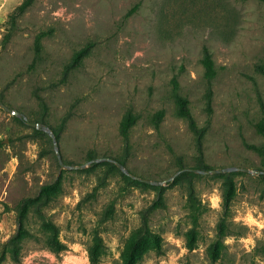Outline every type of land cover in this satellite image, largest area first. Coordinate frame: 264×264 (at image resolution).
Returning <instances> with one entry per match:
<instances>
[{
  "label": "rangeland",
  "instance_id": "rangeland-1",
  "mask_svg": "<svg viewBox=\"0 0 264 264\" xmlns=\"http://www.w3.org/2000/svg\"><path fill=\"white\" fill-rule=\"evenodd\" d=\"M23 1L0 0V100L53 128L67 164L113 157L141 178L167 183L164 206L151 209L157 186H142L107 165L62 168L51 136L36 134L0 106L1 264H90L96 231L107 246L101 264H116L144 215L162 238V253L152 251L137 264H264L263 174L231 172L235 198L228 211L225 174L170 181L183 168H198L201 157L197 134L178 114L179 97L206 130L202 157L211 169L264 171V157L247 147L263 144L256 124L264 75L256 67L264 62V0H35L12 27L10 15ZM41 32L47 35L36 60ZM86 46L82 65L66 75ZM205 49L217 69L211 84ZM129 112L137 122L125 140L120 124ZM49 184L61 189L44 212L68 249L56 254L29 239L16 263L4 245L18 230V205ZM220 225L228 235L213 261L209 248L221 239ZM26 227L37 233L39 221L31 216ZM192 229L197 237L190 250Z\"/></svg>",
  "mask_w": 264,
  "mask_h": 264
},
{
  "label": "trees",
  "instance_id": "trees-1",
  "mask_svg": "<svg viewBox=\"0 0 264 264\" xmlns=\"http://www.w3.org/2000/svg\"><path fill=\"white\" fill-rule=\"evenodd\" d=\"M35 0H24L10 15V23L12 27L16 25L17 19L22 16L33 4ZM135 9V8H134ZM134 10H131L127 15L126 18L133 13ZM46 32H41L37 35L34 44L35 50V59L38 60L42 57L43 53V40L46 37ZM11 37V33H7L5 36V41H8ZM89 53L88 46L80 49L74 57L72 58L71 62L66 66L65 74L67 75L70 71L80 67L85 59V57ZM203 64L205 67V77L212 83V80L217 75V69L215 65L214 58L211 52L208 49H205L204 57H203ZM257 70L264 75V62L257 65ZM175 85L178 86L177 82L175 81ZM212 96L213 92L211 87L207 91L206 98H207V109L209 113H212ZM261 111H262V118L256 124L257 132L263 138L262 145L256 144H249L247 143V147L256 151L261 157H264V102L261 101ZM165 112L159 111L155 115L156 125L159 126L160 122L164 117ZM178 114L179 116L186 118L189 121L191 129L197 134L198 142H199V149L201 152V157L199 159V166L198 168L204 170H210L211 167L205 162L203 159V150H202V142L203 137L205 135V128L200 129L196 123L195 117L189 108L188 100L182 97L178 98ZM67 119L64 120V123ZM19 121L23 124L26 121L23 118H19ZM39 122V121H38ZM137 122V116L133 113H127L121 121L120 124V134L125 140H129L131 135V130ZM56 132V131H55ZM36 134L44 135V131L36 130ZM57 134V133H56ZM2 141H0V145ZM93 160L94 157L91 156ZM123 164H125L122 161ZM94 167L99 165H107L111 168L121 171L120 168L111 162H104L102 164L93 163ZM132 174L137 175L136 173L132 172ZM122 175H126L122 172ZM138 176V175H137ZM198 176L194 172L185 171L179 174L174 181L180 182L183 179H192V177ZM131 177V176H130ZM260 177L264 178V175H260ZM225 182H224V192H223V200H224V207L225 210L228 211L230 209L231 203L235 198V185L232 179V174L228 173L224 175ZM139 181V180H138ZM142 186H149L147 183L139 181ZM154 186V185H153ZM151 187V186H149ZM60 185L49 184L44 186L41 194L36 196H29L23 198L19 205H18V230L17 232L7 241L4 245V252L8 253L11 260L18 263L21 260L22 250L25 241L29 239H35L36 241L42 243L44 247L49 249L50 251L60 254L68 249L66 243L60 240V229L59 226L54 223L51 219L47 218L44 212V209L49 206V204L56 199L58 191L60 190ZM156 190L159 191V200L156 201L154 205L151 206V209H157L158 207L164 206V192L165 188L162 186H157ZM34 217L39 221V230L37 233L31 232L27 227L26 224L29 221L30 217ZM148 216H143L142 225L131 232L129 239L126 241L124 249L121 254V261L116 262V264H137L144 257L152 252L156 251L157 253H162V238L151 232L148 228ZM226 232L224 231V226L220 225V237L215 243H213L210 248L209 252L212 257V260L215 261L220 258L221 251L223 249L224 243L222 238L227 236ZM188 241L187 247L192 250L195 248L196 242V231L194 229L190 230L187 234ZM107 246L105 244V240L99 232H94L91 244L88 246V254H89V261L90 264H101L103 257L106 253ZM5 257V256H4ZM3 256H0V264L2 262Z\"/></svg>",
  "mask_w": 264,
  "mask_h": 264
},
{
  "label": "water",
  "instance_id": "water-1",
  "mask_svg": "<svg viewBox=\"0 0 264 264\" xmlns=\"http://www.w3.org/2000/svg\"><path fill=\"white\" fill-rule=\"evenodd\" d=\"M0 106L4 110L8 111L11 115H16L19 118H23L26 121V123H28L33 128L40 130V131H44L47 134H49L53 140L55 151H56L59 163H60L62 168H66L69 170L85 169V168L91 166L93 163L111 162V163L116 164L123 173H125L128 176H131L133 179H136V180H139L141 182H144V183H147L150 185H154V186H164L167 183L166 181L146 179V178H141L139 176H136V175L131 173V171L128 169V167L125 164H123L120 160L113 158V157H99V158H95V159L89 161L88 163L81 164V165L67 164L64 161L63 156L61 154V151L59 148L58 137H57V134L53 128H51L50 126H48L42 122L30 121L29 117L25 113L7 106L2 100H0ZM185 171H190V172H194V173L202 174V175L227 174V173L236 172V171H243V172L251 173L254 175L255 174H263L264 175L263 170H251V169L246 168V167H237V166L216 168V169H210V170H204V169L194 168V167H186V168L179 170L172 178H170V181L174 180L179 174H181L182 172H185Z\"/></svg>",
  "mask_w": 264,
  "mask_h": 264
}]
</instances>
